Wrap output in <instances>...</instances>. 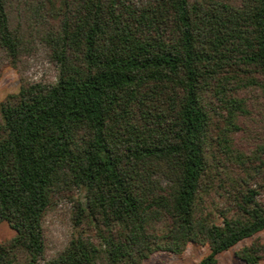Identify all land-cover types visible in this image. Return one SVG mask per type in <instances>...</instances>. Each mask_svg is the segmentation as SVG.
<instances>
[{
	"label": "trees",
	"instance_id": "trees-1",
	"mask_svg": "<svg viewBox=\"0 0 264 264\" xmlns=\"http://www.w3.org/2000/svg\"><path fill=\"white\" fill-rule=\"evenodd\" d=\"M0 264H143L206 245L264 264V0H0ZM73 202L47 256L44 220Z\"/></svg>",
	"mask_w": 264,
	"mask_h": 264
},
{
	"label": "rangeland",
	"instance_id": "rangeland-1",
	"mask_svg": "<svg viewBox=\"0 0 264 264\" xmlns=\"http://www.w3.org/2000/svg\"><path fill=\"white\" fill-rule=\"evenodd\" d=\"M56 76V64L49 59L44 50L40 49L36 53L26 56L19 70L10 66L2 68L0 100L5 95L16 92L19 89L21 79H25L28 82L52 83L55 81ZM72 210L73 202L69 199H63L47 213L44 220L47 256L61 251L73 233ZM13 234V230L6 222L0 223V241L10 238ZM258 235L264 241V230L258 232ZM249 241L250 239H246L219 253L216 264H246L235 256V251ZM208 252L209 248L206 245L189 243L181 254L164 251L155 252L143 264H199V261Z\"/></svg>",
	"mask_w": 264,
	"mask_h": 264
}]
</instances>
